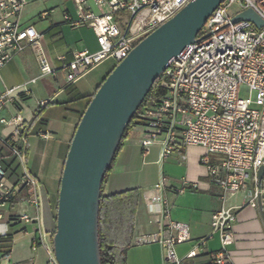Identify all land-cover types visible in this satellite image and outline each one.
<instances>
[{
  "label": "built area",
  "instance_id": "obj_1",
  "mask_svg": "<svg viewBox=\"0 0 264 264\" xmlns=\"http://www.w3.org/2000/svg\"><path fill=\"white\" fill-rule=\"evenodd\" d=\"M75 1L80 19L72 21L71 26L92 29L99 50L78 51L71 62L62 59L60 69L66 73L68 83L75 82L85 71L108 58L116 65L121 63L142 39L193 0H95L103 12L99 16L85 11V0ZM235 5L240 11L232 15L230 10ZM26 6L27 0H0V69L31 47L42 75L55 76L56 71L41 46V35L34 26L24 27L21 23ZM105 6L107 12L103 10ZM247 9H253L264 21V0H224L220 4L199 33L198 41L172 60L160 77L165 96L147 106L131 126V130L141 133L140 144L146 154L163 139L162 159H166L179 143L207 149L201 162L212 184L220 189L223 202L211 222L213 233L219 234L221 242V249L212 256L215 264L229 261L228 247L235 242L236 212L225 206L227 199L244 191L252 180L255 188L249 192L248 204L264 206V186L258 183V171L264 165V28L248 21L232 22L233 17ZM36 81L32 79L29 83ZM241 92H247L248 96L240 98ZM29 95L27 85L0 94V114L12 102L20 109L19 101ZM48 104V101L39 102V110ZM0 123L18 126L17 138L12 136L4 143L24 172L19 183L9 187L6 170L0 161V201L9 202L24 189L37 193L38 183L26 168L28 126L20 115L11 120L0 118ZM38 135L44 139L49 137L43 131ZM211 155L219 156L220 161H213ZM164 187V182L155 185L149 200L151 206L159 207L156 213L168 221L159 233L141 242L161 245L166 264H185L177 256L176 247L191 241V230L187 224L170 221L169 204L162 195ZM188 187L184 181L182 190ZM31 203H38L37 194ZM19 218L27 223L38 220L27 213ZM39 247L45 250L48 264H59L53 235L39 230L34 250ZM193 256L194 253L189 255Z\"/></svg>",
  "mask_w": 264,
  "mask_h": 264
},
{
  "label": "crops",
  "instance_id": "obj_2",
  "mask_svg": "<svg viewBox=\"0 0 264 264\" xmlns=\"http://www.w3.org/2000/svg\"><path fill=\"white\" fill-rule=\"evenodd\" d=\"M39 1L27 0L26 7ZM83 6L86 12L97 16L103 13L95 0H85ZM103 10L107 12L108 8L105 6ZM53 14V8L49 10L46 6L37 14L25 9L21 23L24 27L34 26L41 35V46L56 75H42L31 47L0 69V94L24 85L30 90L29 97L19 101L20 109L16 102L9 103L0 118L11 120L20 115L28 126L26 168L38 183L37 193L24 189L11 201H0V239L11 238L10 251L6 253L0 249V264H48L45 250L42 247L34 250V239L39 230L50 235L56 230L59 191L70 144L93 95L116 66L112 59L113 68H107L104 74L101 73L104 68L99 69L101 62L75 82L68 83L66 73L60 69L62 59L71 62L76 52H97L99 45L92 29L71 26L72 21L80 19L78 5L75 18L68 12L61 22L54 20ZM32 79L37 81L29 83ZM41 101L49 104L39 110ZM39 131L49 137H40ZM18 132L17 125L0 123V161L6 170L9 187L17 185L24 172L19 160L17 173L9 168L7 161L13 158L1 142L12 136L17 138ZM140 139L141 133L131 130L103 189L107 197L138 191L127 264H166L161 245L141 242L159 233L168 221L156 213L159 207L151 206L149 200L154 194L153 188L161 182L165 183L162 195L169 204L170 221L187 224L191 230V241L176 247L177 256L185 264H215L212 256L221 249V242L219 234L213 233L211 222L223 202L220 189L212 184L207 168L201 162L207 149L179 143L166 159H162L163 139L157 141L147 154ZM211 159L220 161L217 155H211ZM184 181L189 187L182 190ZM254 188V182L250 180L244 191L229 197L225 203L236 212L235 242L228 247L230 259L225 264H264V209L248 204L249 192ZM36 194L38 203L33 204L31 201ZM22 213L38 220L27 223L19 218ZM191 253H194L193 257H189Z\"/></svg>",
  "mask_w": 264,
  "mask_h": 264
},
{
  "label": "water",
  "instance_id": "obj_3",
  "mask_svg": "<svg viewBox=\"0 0 264 264\" xmlns=\"http://www.w3.org/2000/svg\"><path fill=\"white\" fill-rule=\"evenodd\" d=\"M224 0H193L142 39L117 64L93 95L81 117L64 164L53 247L59 264H102L99 216L105 176L124 133L156 81L198 35ZM264 28L247 9L232 18ZM264 186V165L258 171ZM264 209L263 205L260 206Z\"/></svg>",
  "mask_w": 264,
  "mask_h": 264
},
{
  "label": "trees",
  "instance_id": "obj_4",
  "mask_svg": "<svg viewBox=\"0 0 264 264\" xmlns=\"http://www.w3.org/2000/svg\"><path fill=\"white\" fill-rule=\"evenodd\" d=\"M160 81L161 78L156 81L146 100L132 119L130 125L127 127L118 149L117 156L121 151L125 140L130 135L132 124L140 118V115L147 106L154 105L165 96L166 91L161 87ZM1 143L9 150V153L13 158L12 161H7V165H9V168L13 169V172L17 173L20 168L18 159L12 155L11 150L3 141ZM111 170L112 166L104 179L100 204L99 240L101 248V263L127 264V251L130 247V236L133 230L134 211L138 200V191H130L115 197L105 196L103 189ZM10 243V236L0 239V249H4L5 252L8 253L11 248V245H9Z\"/></svg>",
  "mask_w": 264,
  "mask_h": 264
},
{
  "label": "rangeland",
  "instance_id": "obj_5",
  "mask_svg": "<svg viewBox=\"0 0 264 264\" xmlns=\"http://www.w3.org/2000/svg\"><path fill=\"white\" fill-rule=\"evenodd\" d=\"M45 1V2H44ZM48 7L49 10H51L53 8V19L54 20H58L63 22V17L65 14H67L68 12L75 18L76 13H77V5L75 4L74 0H41L36 4H33V6L30 7H25L23 10V13L25 11V9L27 10H32L34 11V14H37L38 12H40L41 10H43L44 7ZM240 11V8L238 5H235L231 8L230 10V14L235 15L237 12ZM36 12V13H35ZM22 13V16H23ZM22 18V17H21ZM110 66V67H109ZM114 66V62L112 60V58H108L106 60H104L100 66L99 69H103L101 71V73L103 72L104 74H106L107 72V68H113ZM100 73V74H101ZM99 74V73H97ZM248 96L247 92H241L239 97L240 98H246Z\"/></svg>",
  "mask_w": 264,
  "mask_h": 264
}]
</instances>
